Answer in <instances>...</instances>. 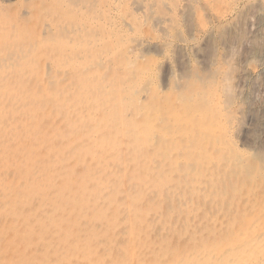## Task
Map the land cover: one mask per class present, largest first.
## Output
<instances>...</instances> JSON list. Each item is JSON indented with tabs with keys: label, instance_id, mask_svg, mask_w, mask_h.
<instances>
[{
	"label": "bare ground",
	"instance_id": "1",
	"mask_svg": "<svg viewBox=\"0 0 264 264\" xmlns=\"http://www.w3.org/2000/svg\"><path fill=\"white\" fill-rule=\"evenodd\" d=\"M9 1L0 0V242L16 237L0 264H264L262 105L245 106L242 91L222 102L216 82L208 101L196 74L191 95L209 110L180 114L153 79L159 61L146 58L191 49L237 0Z\"/></svg>",
	"mask_w": 264,
	"mask_h": 264
},
{
	"label": "rangeland",
	"instance_id": "2",
	"mask_svg": "<svg viewBox=\"0 0 264 264\" xmlns=\"http://www.w3.org/2000/svg\"><path fill=\"white\" fill-rule=\"evenodd\" d=\"M10 1H12V2H10ZM10 1L8 2L9 5H11L10 3H12V6L18 5L17 0H10ZM236 2H238V6H237L238 8H237L236 12L234 14H232L227 20H224L222 22H220V21L214 22L212 24L213 26H211L208 30H206V32H204V34H200V35L196 36V39H194L193 41L190 42L191 49L188 48L186 45L185 46L183 45V47L180 46V49L177 50L178 47L176 48V46L173 45L163 52L157 51L158 53L157 52L155 53V51L151 50L150 52H152V53L148 52L146 54V56L148 55L146 57L147 60L148 59L153 60L156 63L159 61L156 64V70H155V73L153 74V79H155V81H157L156 84L158 83L157 84L158 90L161 89L160 91L164 92L163 93L164 99H167L169 101V103L174 104V106L176 107V111L180 112V114L187 116L188 113L192 112V111H201L202 114H204L206 110L207 111L209 110V105H208L207 101H204V102L201 101L199 104H195L194 103L195 99H194L193 95H191V93H192L191 90H192V88H194V85H190V82L193 81L196 74L198 75V78L203 76V78H202L203 81L198 79L197 77H195V79L197 78L195 80L196 81V88L199 89L198 91H200L199 95L202 97L205 96V94L208 95V96H206L208 98V101L209 100L210 101L216 100L217 94L215 91H212V89H213L212 86H215L217 83L218 86L220 87L218 94H221V98L223 99V100L221 99L222 102L224 100H225V102L231 101V96L234 93L233 91H235V92L236 91L237 92L242 91V93L244 94L243 95V102H244L243 104L245 106L249 107V106H252L256 103L259 108L262 105L260 109H262V111L264 112V107H263L264 106V85H263L264 84V73L262 72V67L264 66V54H262L263 56L261 55L263 58L261 56L257 57L258 58L257 61H256V58H254V60H251L250 59L251 57L249 58L250 50H251V48H249V47H251L250 42L252 39V35L254 34L253 32H255V30L257 28V24L259 23V19H258L259 15L258 14L260 12V7H261L260 2H258L257 0H255V1L254 0H237ZM186 22H185L184 28H182L184 37H188L189 30H187V29L190 28V26H188L189 28L187 27L189 21L186 20ZM251 24H252V26H251ZM246 26H248V27H246ZM185 28H187V29H185ZM262 36H264V35H262ZM174 47H175V49H174ZM192 53L193 54L195 53V54L193 55ZM155 55H156L158 60L156 59ZM226 56H227V58H226ZM229 58H230V60H229ZM223 60H225V61L228 60L229 62L226 63ZM252 61H254V62H252ZM243 66L244 67H248V66L250 67L251 72H252V73H250L251 75L249 74L246 76V75L242 74L241 70H242V68H244ZM171 71H173V72H171ZM174 72H176V73H174ZM194 72H195V74L193 75ZM170 73H172L173 75ZM209 74H210V77L208 76ZM156 75H157V77H155ZM49 76H50V73H49ZM227 78H229V79H227ZM221 79H223L224 81L226 80V82L230 83L231 90L229 91L230 88L226 89V91H225L226 94H223L225 92H223L221 89L223 86V84H221V82H223ZM46 82L48 84V80ZM203 82H204V84H202ZM49 84H51V82H49ZM52 85L53 84L48 85V86L52 89L53 88ZM174 85H175L176 89L173 90ZM203 86H206V87H203ZM168 88H170V89H168ZM171 89L173 90V92ZM204 89H205V91H204ZM170 90H171V92H170ZM179 90H181L183 92H181ZM227 90H228V93L230 92L231 94L230 93L227 94ZM179 93H180V95H179ZM176 94H177V96L179 95V97H182L185 100L180 101V99L178 98L179 100L177 101ZM199 95L197 94L196 97H198ZM163 97L160 100H162ZM224 97H226L228 100L229 99L230 100L228 101ZM211 98H213V99H211ZM192 100H194V101H192ZM38 104L44 105V104H48V103L47 102L45 103L43 98H41V99L38 98ZM197 106H199V107H197ZM263 112H262V114H263ZM262 138H264V133H261V139L259 140V142L257 143L256 146L258 148H260V150H263V151H261V153H262V156L264 158V154H263L264 153V141H263L264 139H262ZM241 141L244 142L245 140L243 138L238 139L239 144H241L240 143ZM262 145H263V147H262ZM251 151L252 150H249V153H252ZM253 151H255V150H253ZM257 151L253 152L252 154L258 153ZM30 166L31 165H29V164H23L22 170L24 167L28 168ZM1 168H2V165H0V169ZM10 169L11 170H9V172H7V173L5 172V174H9L10 177H11V175L16 176L18 174V171H16L14 168H13L14 171L12 170V168H10ZM34 199H36V198H34ZM1 229H3V228H1ZM15 237L16 236L9 235V237H6L7 239L2 238V240L0 242V250L3 247H5V248L13 247V244H14L13 238H15ZM247 253H250V251H248ZM242 255L246 257L248 254L247 255L242 254ZM239 260H243V259L241 257H239Z\"/></svg>",
	"mask_w": 264,
	"mask_h": 264
}]
</instances>
